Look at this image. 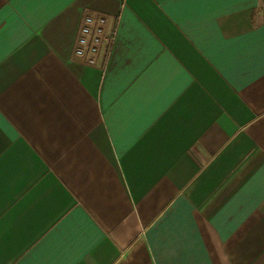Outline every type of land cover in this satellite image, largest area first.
<instances>
[{"label": "crops", "instance_id": "crops-1", "mask_svg": "<svg viewBox=\"0 0 264 264\" xmlns=\"http://www.w3.org/2000/svg\"><path fill=\"white\" fill-rule=\"evenodd\" d=\"M0 264H264V0H0Z\"/></svg>", "mask_w": 264, "mask_h": 264}, {"label": "built area", "instance_id": "built-area-1", "mask_svg": "<svg viewBox=\"0 0 264 264\" xmlns=\"http://www.w3.org/2000/svg\"><path fill=\"white\" fill-rule=\"evenodd\" d=\"M115 37V31L106 32V19L104 16L87 15L83 18L79 35L76 39L74 55L93 64L102 48L110 45Z\"/></svg>", "mask_w": 264, "mask_h": 264}]
</instances>
